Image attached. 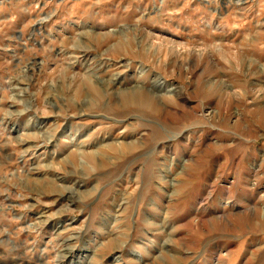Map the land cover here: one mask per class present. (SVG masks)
<instances>
[{
  "label": "rangeland",
  "instance_id": "obj_1",
  "mask_svg": "<svg viewBox=\"0 0 264 264\" xmlns=\"http://www.w3.org/2000/svg\"><path fill=\"white\" fill-rule=\"evenodd\" d=\"M58 263L264 264V0H0V264Z\"/></svg>",
  "mask_w": 264,
  "mask_h": 264
},
{
  "label": "bare ground",
  "instance_id": "obj_2",
  "mask_svg": "<svg viewBox=\"0 0 264 264\" xmlns=\"http://www.w3.org/2000/svg\"><path fill=\"white\" fill-rule=\"evenodd\" d=\"M79 49V48H78ZM82 52V51H81ZM86 54V53H85ZM86 58V57H85ZM212 59V57H209V59L208 60H211ZM91 65V64H90ZM248 67V66H247ZM91 71V70H90ZM253 75V74H252ZM209 83H210V81H209ZM220 84V83H219ZM212 85V84H211ZM210 86V85H209ZM252 88V87H251ZM222 92L224 93V94H226L227 96H229L230 98H234V99H239V98H249V97H251L250 95H251V93L253 92L252 90H244L243 92H238V91H235V87L233 86V85H230V84H227V83H224V86H223V88H222ZM168 93H170V92H168ZM171 93H172V91H171ZM154 96V95H153ZM165 96H166V94H165ZM158 101V100H157ZM146 103H149V104H153V103H156V100H155V98H153V97H150V98H148V101H146ZM145 103V104H146ZM146 106V105H145ZM147 106H148V104H147ZM146 106V107H147ZM152 106V105H151ZM153 107V106H152ZM212 114V113H211ZM55 137V136H54ZM32 143V142H31ZM28 144V143H27ZM30 147V146H29ZM80 149V148H79ZM79 151V150H78ZM85 154V153H84ZM34 207V206H33ZM50 218V217H49ZM48 219V218H47ZM56 220V219H55ZM41 229V228H40ZM67 245V244H66ZM64 252V251H63ZM96 253V252H95ZM94 253V254H95ZM71 255V254H70ZM69 257V256H68ZM94 257V256H93ZM66 258V257H65ZM64 258V259H65ZM73 260V259H72ZM59 264V263H58ZM93 264V263H92Z\"/></svg>",
  "mask_w": 264,
  "mask_h": 264
}]
</instances>
